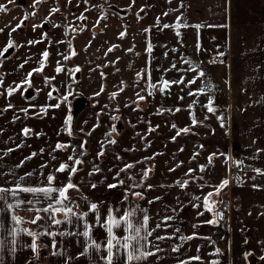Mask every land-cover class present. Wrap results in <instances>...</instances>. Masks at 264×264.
<instances>
[{
    "label": "crops",
    "instance_id": "1",
    "mask_svg": "<svg viewBox=\"0 0 264 264\" xmlns=\"http://www.w3.org/2000/svg\"><path fill=\"white\" fill-rule=\"evenodd\" d=\"M147 5L151 9L149 13L146 11L147 26H142L143 29L174 26L170 30L146 31L144 45L148 60L147 48L153 43L152 38L161 36L159 33H168L176 39H191L187 43L193 47L198 31H202V38L210 44L213 43L211 39H222V53L228 52L233 59L237 53L255 52L258 45L264 48V0H148ZM195 25L201 27L197 29ZM219 30H223L222 37L216 33ZM129 50L134 51L132 47ZM217 64L206 61L200 65L199 69L206 70L198 78L203 82L198 85L202 88L195 86L192 95L153 91L158 98L151 101L153 97L147 93H139L144 97L141 100L136 93L130 95L128 92L124 99L127 96L131 102L139 103L136 109L133 106L126 109L119 122L121 127L116 129L127 137L121 144L122 156L109 149L110 157L117 160L108 161L107 155H103L98 162L96 157L102 149L98 143V146L90 143V146L75 147L80 148L77 155L82 156V163L71 176L77 187L69 190V199L64 205H55L57 193L51 194L52 199H46L42 193L19 192L15 197L8 194L5 200H0V241L3 242L0 264H106L109 236L102 223L110 212L117 218L133 212L131 220L137 227L143 224V217L148 216L146 227L151 235L142 229L140 236L146 239L141 240L140 245L141 251L154 255L133 261V264H264L261 259L264 257V149L252 153L241 151L240 155L223 142L229 134L228 110L223 96L227 75L220 70L223 65ZM251 69L245 61L236 85H260V81L255 83L254 76L260 79L263 76L257 70L252 73ZM159 80H164L163 76ZM216 85L222 90L212 91L211 87ZM201 89L203 92L199 91ZM255 96L257 98L250 100L264 101V92ZM209 99L213 101L214 113L207 110ZM163 103L171 105L172 111L160 113L157 106ZM47 104L40 107L25 102L0 108V187H49L48 175L55 177L51 187L59 188L68 183L70 173L57 171L62 163L72 165L68 148L57 149L56 145H65L68 141L71 144L73 128L69 135L65 125L67 108L55 107L58 103ZM43 108L47 111L43 112ZM62 108L64 113L59 121ZM33 110L36 112L30 113ZM139 113V118L134 117ZM193 117L197 121L195 125ZM219 117H224L223 126ZM6 127L8 131L5 132ZM25 128L30 130L27 136L23 132ZM184 128L190 131L177 135V131ZM70 146L74 148L73 144ZM117 149H121L120 145ZM126 153H134V156L127 157ZM231 165L239 167L232 180L229 177ZM225 179L229 181L227 186L219 195L209 198L216 202L214 211H206L204 197L214 193ZM178 181H187V185L181 187ZM109 184L117 186L109 188ZM20 201L24 203L16 207ZM50 203L55 207H71L75 215L66 217L60 212L53 216L50 212L36 211ZM92 203L98 205L96 212L90 210ZM224 203L232 208L229 229L215 215L220 213ZM9 204L13 205L11 209ZM84 213L86 217L77 218ZM37 215L41 218L32 223ZM13 216L20 217L21 223L17 224ZM98 218L100 223H97ZM56 220L61 223H55ZM209 220H216V223H206ZM86 222L93 225L90 236L100 245L99 249L89 247L87 252L88 241L82 235ZM124 228L123 224L113 228V234L117 238L128 235ZM14 230L15 235L12 234ZM28 232L37 234L35 252L31 248L33 237ZM184 237L193 238L182 239ZM113 253V264H125L126 253L121 246L117 245Z\"/></svg>",
    "mask_w": 264,
    "mask_h": 264
},
{
    "label": "rangeland",
    "instance_id": "2",
    "mask_svg": "<svg viewBox=\"0 0 264 264\" xmlns=\"http://www.w3.org/2000/svg\"><path fill=\"white\" fill-rule=\"evenodd\" d=\"M34 3L35 0H0V6L6 8L5 11H0V52H3L0 55V108L2 105L25 102L43 107L50 102L67 108L68 115L72 116L73 97L77 94L83 96L86 101L77 107L78 110L81 107L83 111L80 115L76 113L78 118L71 125L73 129L70 140L74 148L69 141L65 144L69 156L82 160V156L77 155L80 148L75 147L85 144L90 146L93 143L102 148L100 151L107 155L108 161L117 160L110 157L109 149H114L122 156L121 144L127 137L116 131L112 132V128L115 126L118 130L126 109L131 106L136 109L139 103L131 102L127 96L124 99V96L129 93L149 95L151 92V101L158 98L154 94L156 91L159 94L168 92L186 96L187 93L194 92L195 86L196 89L202 88L198 86L203 83L198 80L199 73L206 70L199 67L206 61L211 64L220 63L217 65H223L220 70L227 75L223 96L228 110L226 125L229 134L223 142L240 155L241 151L252 153L264 149V101H252L257 98L255 94L264 92V48L258 45L257 50L252 49L255 52L237 53L233 59L228 52L222 53V39H211L213 43L210 44L202 38V31H198L193 47L187 43L191 39H176L168 36V33H159L160 37L151 39L152 52L148 53V60L144 45L146 31L142 27L147 26L146 17L151 9H148V0H41L33 7ZM57 8L59 11H51ZM21 22L23 26L16 27ZM173 27L148 26V30H170ZM123 29L126 30L125 36H121ZM216 33L222 37L223 30ZM9 41L13 47L4 52ZM131 47L134 51L129 50ZM109 48L112 51H108ZM45 50L49 53L45 63L48 62L49 65L44 66L43 71L36 72L34 69L40 67ZM73 50L75 55H72ZM66 55L70 59L65 60L63 57ZM245 61L252 67V73L257 70L263 76L262 79L254 76L255 83L260 81V85H236L240 67ZM58 62L64 69L60 73L55 71ZM229 64L232 65V71ZM77 67L79 72L75 71ZM30 72L32 76L28 77ZM162 76L164 80H182L183 83H172L165 92H161L159 88L162 80L159 79ZM26 77L30 80V86L23 84L17 89ZM52 77L54 79H46ZM189 81H194V84ZM150 84L156 87H150ZM10 88L16 89L11 95L8 94ZM218 88L222 90L217 85L211 87L212 91ZM49 92L52 93L51 97ZM113 93H117L114 98ZM63 95H68L67 103L63 102ZM157 108L160 113L172 111V106L166 103L159 104ZM1 111L2 109L0 114ZM63 113L62 108L59 121ZM139 116L140 113L134 117ZM3 131H8L7 127ZM111 140L116 143H110ZM119 145L120 150L117 149ZM103 155L98 154V162L102 161L100 157ZM125 156L133 157L134 153H126Z\"/></svg>",
    "mask_w": 264,
    "mask_h": 264
},
{
    "label": "snow or ice",
    "instance_id": "3",
    "mask_svg": "<svg viewBox=\"0 0 264 264\" xmlns=\"http://www.w3.org/2000/svg\"><path fill=\"white\" fill-rule=\"evenodd\" d=\"M10 2H12V0H10ZM40 2H41V0H35V3L33 5V7H35V4H38ZM69 2H70V0H69ZM169 2H171V0H169ZM5 10H6L5 6H0V11H5ZM51 11L57 12V11H59V9L58 8L57 9H52ZM166 14L167 13H165V15ZM25 19H27V17H25ZM81 19H83V17H81ZM22 26H23V22H21V24L17 25L16 27H22ZM185 26H187V25H185ZM35 27H38V26H34V28ZM163 27L167 28V27H169V25H163ZM194 27L199 29L201 27V25H195ZM15 30L16 29L14 28L13 31H15ZM0 31H2V29H0ZM145 31H149V30L145 29ZM176 34H177V36H179L180 35L179 31H177ZM123 35H125V34L121 33V36H123ZM29 43H39V41H29ZM11 47H13V44H12L11 41H9L8 46L3 51L7 52L8 49L11 48ZM197 48L199 50V45H197ZM108 51H112V48H109ZM147 51L149 53H151V51H152L151 44H149V46L147 48ZM75 54L76 53L73 50L72 51V55H75ZM0 55H3V52H0ZM48 56H49V53H48L47 50H45L42 53V59L40 61V67L37 68V69H34V71H36V72L43 71V68L45 66V62L47 61ZM63 58L65 60H67V59H70V56L66 55ZM185 62L186 63H191V61H185ZM21 67H23V65H21ZM173 67H175V65H173ZM55 71L57 73H60V72L64 71V69L60 66L59 62L57 63V67H56ZM75 71L79 72L80 71L79 67H77L75 69ZM101 75L103 76V73ZM199 75L203 76L204 73L200 72ZM31 76H32V73L31 72L28 73V77H31ZM28 77H26V79L22 82L21 85L17 86V89L21 88L23 86V84H29V86H30V80L28 79ZM148 78L150 80V76ZM46 79H54V77L46 78ZM193 82L194 81H189V83H193ZM160 83H161L162 86L159 88V91L165 92L170 87V84H172V83H183V81L181 80V81H171L170 82L168 80H162ZM150 87L155 88L156 86L150 84ZM15 90L16 89H11V88L8 89V94L11 95L13 93V91H15ZM122 90L123 89H121V91ZM101 91H103V88H101ZM199 91L203 92V89H201ZM189 94L192 95L193 93L190 92ZM69 95H71V93H69ZM96 95H99V93H96ZM116 95H117V93H113L112 94V98H114ZM137 95L139 96V94H137ZM149 95H152V93L149 92ZM51 96H52V93L49 92V97H51ZM139 99L143 100L144 97L143 96H139ZM63 102H65V103L68 102V95H65L63 97ZM55 107H59V104L55 105ZM206 107H207V110L209 112H213V113L215 112V108L213 107L212 99H209L208 104L206 105ZM24 111L26 112L27 109H25ZM42 111L46 112L47 108H43ZM175 111H180V109H175ZM113 119H118V118L117 117H113ZM219 119L221 120V125L223 126L224 117H219ZM71 122H72V116L68 115L66 120H65V125H66V128H67V131H68L69 135H71ZM192 123H193V125H195L197 123V121H196V119L194 117H193ZM175 127L176 126L173 125V128H175ZM29 131H30L29 129L25 128L23 130L24 135L27 136ZM115 131H116V128H115V126H113L112 132H115ZM181 131L184 132V133H187V132L190 131V129L189 128H184V129L178 130L177 131V135H179ZM108 135L110 136L111 133H108ZM110 143L114 144V143H116V141L115 140H111ZM64 147H66V145H63V144H57L56 145L57 149L64 148ZM33 155H35V153H33ZM99 155H103V153L101 152V153H99ZM68 159L70 161H72V165H69V164H66V163H62V164H60L59 168L57 169V171H59V172L68 171L70 173L67 184L62 185L59 188L51 187L55 177H54V175H48L47 176V183H48L49 187H21L20 185H17L15 188H12V189L0 187V200H5L7 198L8 194H11L13 197H15L16 195H18L19 192L32 193V194L42 193L46 199H52L51 194L52 193H57V197L55 199V205H64V201L69 199V196H68L69 190L70 189H74V188L77 187L75 184L72 183L71 176L74 175L78 171V167L77 166L82 163V161L80 159H75L72 156H69ZM209 162H211V157L209 158ZM127 167L130 168V167H132V165H128ZM96 170L98 171V169H96ZM123 170L124 169H122L121 171H123ZM203 170H204L203 166H201V171H203ZM256 171L259 172L258 169ZM147 174H148V172L146 170L144 172V177L145 178L147 177ZM21 179H23V177H21ZM120 183H123V181H120ZM177 183H179L181 187H185L187 185V181H184V182L178 181ZM228 183H229V181L227 179L223 180L221 182V184L215 188V192L214 193H208V195L204 197L203 204H204V207H205L206 211H209V212H213L214 211V206H215L216 202L215 201H211L209 198L211 196H213V195H219L220 191L224 187H226ZM116 186L117 185H115V184H109L108 185L109 188H114ZM92 187L95 188L96 185L93 184ZM133 195L139 196V195H141V193H133ZM196 199H200V198L197 197ZM20 203H24V201H20L19 203H17L16 207H19ZM27 203L31 204L32 201H28ZM8 207L11 209L13 207V205L9 204ZM97 209H98V205L97 204H95V203L90 204V210L91 211L96 212ZM29 210H31V209H29ZM36 211L37 212L43 211L45 213H49L50 212L53 216L56 213H60V212H62L66 217L69 214L75 215V213H73V210H72L71 207H68V206L55 207L51 203L48 204V206L44 207L43 209H36ZM200 214L202 215L203 213H200ZM133 215H134L133 212H128V213H124L120 218H117V217L113 216L111 214V212H110L108 214L107 218L103 221L102 226L106 228L108 236H109V239L107 240V245H106L107 252H108V255L106 257V264H113V256H114L113 249L116 248L117 245L121 246L125 250V253H126L125 264H133V261H139L141 259H146L148 256L154 255V253H152V252L141 251L142 246L140 245V241L143 240V239H146V236H143V237L140 236V233H141L142 229L146 232L147 235H151V232H148L147 231V227H146L147 223H148V216L145 215L143 217V224L140 225L139 227H137V226H134V224H133V222L131 220V217ZM215 215L220 216V218H222V214H220V213H215ZM86 216H87V213H84L81 216H78L77 218L78 219H83ZM40 218L41 217L39 215H37L31 222L32 223H36ZM12 219L17 224L21 223V218L20 217L13 216ZM55 223L59 224V223H61V221L56 220ZM97 223H100L99 218L97 219ZM206 223H210V224L216 223V220H209V221H206ZM122 224L125 226L124 230L126 232H128L129 234L124 236V237H122V238H117L113 234V228L120 227ZM84 227H85V230L83 231L82 235L88 241V244H87V246L85 248V252H87L89 247H95V248L99 249L100 245L95 240H93L91 238V236H90V231H91V228L93 227V225H89L86 222ZM12 234L15 235L16 234V230H14ZM28 235L33 237V242H32L31 248L35 252L37 250V247H38L37 244H36V236H37V234L32 233V232H28ZM192 238L193 237H184L182 239H192ZM158 239H163V237H159ZM114 241H115V243H114ZM2 243L3 242L0 241V244H2ZM12 243L14 244L15 240H13ZM217 253H219V249H217ZM195 259H199V257H195ZM261 259H264V257H261Z\"/></svg>",
    "mask_w": 264,
    "mask_h": 264
},
{
    "label": "built area",
    "instance_id": "4",
    "mask_svg": "<svg viewBox=\"0 0 264 264\" xmlns=\"http://www.w3.org/2000/svg\"><path fill=\"white\" fill-rule=\"evenodd\" d=\"M237 168L232 166L230 168V180L233 179V176H235L237 174ZM231 207L228 206L227 204H224V206L221 207L220 209V214H222V218H220L219 216V221L220 223L226 227V229L230 228V224H231V215H232V211H231Z\"/></svg>",
    "mask_w": 264,
    "mask_h": 264
},
{
    "label": "flooded vegetation",
    "instance_id": "5",
    "mask_svg": "<svg viewBox=\"0 0 264 264\" xmlns=\"http://www.w3.org/2000/svg\"><path fill=\"white\" fill-rule=\"evenodd\" d=\"M122 33H124L125 35H126V30L125 29H123V32ZM124 35V36H125ZM49 65V63L47 62V63H45V66H48ZM53 84V83H52ZM54 85V84H53ZM53 90H55V89H53ZM64 96V95H63ZM59 99H61V97L59 98ZM85 98L83 97V96H81V95H79V94H77V95H75L74 97H73V102H72V113H73V115H72V122H71V125L73 126V124H74V122H75V119H76V116H77V114L76 113H79V110H81V107L79 108V110H78V105H77V103L80 101V102H85L86 100H84ZM79 102V103H80Z\"/></svg>",
    "mask_w": 264,
    "mask_h": 264
},
{
    "label": "trees",
    "instance_id": "6",
    "mask_svg": "<svg viewBox=\"0 0 264 264\" xmlns=\"http://www.w3.org/2000/svg\"><path fill=\"white\" fill-rule=\"evenodd\" d=\"M79 102H80V101H79ZM79 102H78V104H77L78 106H80V105H83V104H84V102H80V103H79Z\"/></svg>",
    "mask_w": 264,
    "mask_h": 264
}]
</instances>
